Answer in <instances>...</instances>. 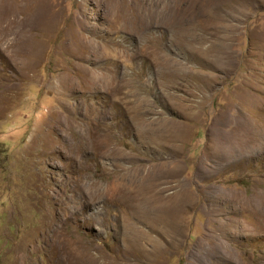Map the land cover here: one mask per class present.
I'll return each mask as SVG.
<instances>
[{"label":"rangeland","instance_id":"obj_1","mask_svg":"<svg viewBox=\"0 0 264 264\" xmlns=\"http://www.w3.org/2000/svg\"><path fill=\"white\" fill-rule=\"evenodd\" d=\"M263 228L264 0H0V264H264Z\"/></svg>","mask_w":264,"mask_h":264},{"label":"bare ground","instance_id":"obj_2","mask_svg":"<svg viewBox=\"0 0 264 264\" xmlns=\"http://www.w3.org/2000/svg\"><path fill=\"white\" fill-rule=\"evenodd\" d=\"M214 22V21H213ZM215 23V22H214ZM213 26V25H212ZM215 35V34H214ZM254 44V43H253ZM264 229V228H263Z\"/></svg>","mask_w":264,"mask_h":264}]
</instances>
